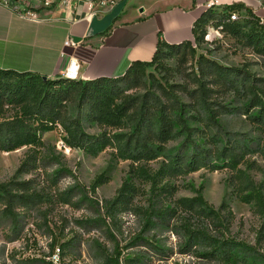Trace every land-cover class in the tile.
<instances>
[{
  "label": "rangeland",
  "instance_id": "rangeland-1",
  "mask_svg": "<svg viewBox=\"0 0 264 264\" xmlns=\"http://www.w3.org/2000/svg\"><path fill=\"white\" fill-rule=\"evenodd\" d=\"M218 1V13L224 11L226 5L243 2L251 6L264 23V0ZM114 3L109 1V5ZM22 4L25 9L30 8L27 0ZM127 7L129 9L130 3ZM237 13L241 20L248 19L244 11ZM215 29L207 26L208 38L195 44L194 58L167 57L163 66L147 68L142 86L127 94L152 95L161 86H172L174 90L182 87L184 92L178 91V95L189 105L187 111L192 115L194 110L188 93L196 88L200 76L198 61L204 57L221 67L248 73L255 81V94L248 99L228 91L215 94L216 103L232 110L221 114L217 121L228 132L252 133L264 143V133L251 120L264 115V54L237 37ZM83 125L85 132L93 135L128 131L111 130L86 121ZM190 125L194 129L193 140L204 145L207 142L204 126L200 122ZM42 137L45 146L35 152L29 147L0 152V183L13 179L27 154L34 153L40 158L38 168L18 177L20 181H34L37 199L26 210L17 209L19 215L14 222L3 217L0 210V264H26V261L42 264L32 259L52 264H60V261L63 264H111V259H118L119 264H221L202 257L206 248L188 246V239L178 228L180 220L188 217L171 218L166 222L151 218L159 209L171 208L174 201L194 198L199 192L215 209L226 203L235 215L232 236L255 245L261 221L253 212V206L241 202L233 190L230 184L233 172L228 168L214 171L201 168L162 179L157 173L164 157L136 164L120 158L113 145L96 156L79 149L68 148L67 151L60 127ZM184 137L169 142L168 148L177 147ZM246 160L255 163L253 168H247V164L240 168L252 181L262 183L264 158L250 154ZM99 178L103 184L93 191L91 186ZM124 184L130 191L123 192L127 196L122 197L120 190Z\"/></svg>",
  "mask_w": 264,
  "mask_h": 264
},
{
  "label": "trees",
  "instance_id": "trees-1",
  "mask_svg": "<svg viewBox=\"0 0 264 264\" xmlns=\"http://www.w3.org/2000/svg\"><path fill=\"white\" fill-rule=\"evenodd\" d=\"M192 3L195 6L196 0ZM239 11H244L248 19L230 21V14ZM209 25L264 54V23L251 6L234 2L219 13L206 9L193 24V41L169 44L159 35L153 58L148 62L134 61L119 78L44 79L37 73L0 69V152H13L23 147L35 152L45 146L42 135L60 127L62 142L67 148L79 149L91 156L113 145L120 158L136 164L164 157L157 173L162 179L201 168L213 171L228 168L233 172L230 181L233 190L241 202L253 206V212L261 221L255 245L234 238L231 228L235 215L231 208L223 203L215 209L204 200L201 192L194 198L174 201L171 208L159 209L151 218L166 222L171 218L188 217L180 220L178 228L188 239L190 248H206L203 258H212L221 264H264V180L257 184L240 168L244 164L253 168L255 163L248 162L247 155L257 154L264 158V143L252 133L240 135L224 130L217 118L232 110L215 101V94L224 91L248 99L255 94V81L248 73L224 68L200 57V76L196 88L188 93L194 114L188 113L189 105L178 95V91L184 92L182 87L174 90L172 86H161L152 95L127 94L142 86L147 68L163 66L167 57L194 58L195 44L204 41ZM9 111L12 114L6 115ZM251 120L264 133V115ZM85 121L111 130L128 131L93 135L85 132ZM191 122L204 126L207 133L204 145L193 140ZM183 135L177 147L168 148L169 142ZM39 159L34 153L27 154L13 179L0 183V210L3 217L12 222L18 218L17 209L26 210L38 197L34 181H20L18 177L38 168ZM102 184L99 178L91 189L94 191ZM126 185L120 190L122 197L127 196L123 192L130 191ZM32 260L52 264L51 261ZM111 264H119L118 259H111Z\"/></svg>",
  "mask_w": 264,
  "mask_h": 264
},
{
  "label": "crops",
  "instance_id": "crops-1",
  "mask_svg": "<svg viewBox=\"0 0 264 264\" xmlns=\"http://www.w3.org/2000/svg\"><path fill=\"white\" fill-rule=\"evenodd\" d=\"M109 1L43 8L40 0H27L35 20L0 3V69L52 79L77 61L79 80L119 78L134 61L153 58L159 35L169 44L193 41V24L206 10L204 0L195 6L192 0ZM67 40L78 45L65 46Z\"/></svg>",
  "mask_w": 264,
  "mask_h": 264
},
{
  "label": "built area",
  "instance_id": "built-area-1",
  "mask_svg": "<svg viewBox=\"0 0 264 264\" xmlns=\"http://www.w3.org/2000/svg\"><path fill=\"white\" fill-rule=\"evenodd\" d=\"M23 0H0V3L3 5L10 7L17 11L22 17L27 18V19H36V13L35 9L32 7H28L25 9L22 4ZM101 4L104 3V0H98ZM41 7L43 8H51L55 5H67L69 4V0H40ZM219 7V1L218 0H207L205 2V8L206 9H212L216 12ZM92 8V7H91ZM230 21H237L239 19V14L238 13H231L230 14ZM216 31H219L220 29H215ZM205 38H208V34L205 35ZM65 46H71V47H76L78 44L71 41L67 40L65 41ZM80 65L77 63V61H71L70 64L67 66L66 71L63 74V78L68 79V80H79L78 79V71H79Z\"/></svg>",
  "mask_w": 264,
  "mask_h": 264
},
{
  "label": "water",
  "instance_id": "water-1",
  "mask_svg": "<svg viewBox=\"0 0 264 264\" xmlns=\"http://www.w3.org/2000/svg\"><path fill=\"white\" fill-rule=\"evenodd\" d=\"M44 79H46V77H43Z\"/></svg>",
  "mask_w": 264,
  "mask_h": 264
},
{
  "label": "bare ground",
  "instance_id": "bare-ground-1",
  "mask_svg": "<svg viewBox=\"0 0 264 264\" xmlns=\"http://www.w3.org/2000/svg\"><path fill=\"white\" fill-rule=\"evenodd\" d=\"M69 149L67 148V151H68Z\"/></svg>",
  "mask_w": 264,
  "mask_h": 264
}]
</instances>
